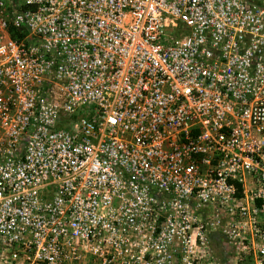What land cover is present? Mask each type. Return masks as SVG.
<instances>
[{"label":"built area","instance_id":"obj_1","mask_svg":"<svg viewBox=\"0 0 264 264\" xmlns=\"http://www.w3.org/2000/svg\"><path fill=\"white\" fill-rule=\"evenodd\" d=\"M264 264V0H0V264Z\"/></svg>","mask_w":264,"mask_h":264},{"label":"rangeland","instance_id":"obj_2","mask_svg":"<svg viewBox=\"0 0 264 264\" xmlns=\"http://www.w3.org/2000/svg\"><path fill=\"white\" fill-rule=\"evenodd\" d=\"M217 260L219 262L218 264H232V258H228L226 256H218Z\"/></svg>","mask_w":264,"mask_h":264}]
</instances>
